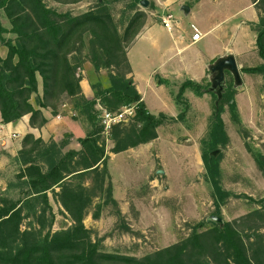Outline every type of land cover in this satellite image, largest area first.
I'll list each match as a JSON object with an SVG mask.
<instances>
[{
    "label": "trees",
    "instance_id": "trees-1",
    "mask_svg": "<svg viewBox=\"0 0 264 264\" xmlns=\"http://www.w3.org/2000/svg\"><path fill=\"white\" fill-rule=\"evenodd\" d=\"M54 1L69 5L84 0ZM125 1L126 10L117 17L112 7L114 0H96L79 14L59 11L44 0H0V43L8 48L7 56H0L3 122L30 114L31 125L40 128L47 123L43 108L57 113L70 99L75 110L92 124L91 132L79 138L78 150L64 152L54 140L47 142L48 169L34 160L0 194V264H264V197L251 198L255 207L233 220H225L222 213L223 207L236 196L224 187L221 157L213 154L230 141L222 118L225 106L236 124L241 121L234 79L229 72L231 79L227 80L219 106L214 104L211 124L201 142L206 145L202 159L216 208L213 215L223 218V223L202 219L189 226L190 233L179 241L144 256L107 250L104 245L107 234L100 236L97 230L85 225L91 209L93 218L98 219L105 207L118 204L95 99L99 98L110 111L128 104L137 106L134 122L113 127L110 136L113 153L153 141L158 137V127L168 118L164 113L152 114L133 80L127 77L131 72L127 49L145 26L148 14L139 8L141 0ZM253 1L259 10V21L253 24V30L258 54L264 60V0ZM3 17L9 26L4 25ZM86 62L93 65L99 77L102 71H109L107 85L100 78L92 83L94 100L86 98L80 83ZM242 71L264 77V62L243 66ZM209 85L210 82L186 80L177 94L178 102L188 110L185 92L191 89L203 95ZM212 94L216 101L217 96ZM33 96L39 108L32 104ZM29 143L33 146L38 141L28 134L24 146ZM256 159L264 175L263 155L258 154ZM88 179L91 182L87 185ZM17 188L20 192L14 198L10 192ZM49 192L61 205L59 212L72 221L71 225L53 229L56 213ZM96 198L101 201L95 204ZM114 212L121 215L120 210ZM26 220L28 224L23 228ZM122 221L120 231L131 233L123 216Z\"/></svg>",
    "mask_w": 264,
    "mask_h": 264
},
{
    "label": "rangeland",
    "instance_id": "rangeland-1",
    "mask_svg": "<svg viewBox=\"0 0 264 264\" xmlns=\"http://www.w3.org/2000/svg\"><path fill=\"white\" fill-rule=\"evenodd\" d=\"M44 1L48 6L59 11L70 10L74 14L82 13L96 3V0H84L78 4L62 5L54 0ZM148 1V6L145 7L139 3V8L144 10L153 21H156L157 15L160 16L164 12L173 13L163 5H159L157 0ZM126 4L125 0H114L112 7L117 17L126 10ZM151 4L153 8L150 7ZM151 10H154V14L150 12ZM193 12L187 16L179 7H176L173 13L174 26L177 27L176 23L180 20L182 28L190 37L193 32L190 25L193 22L196 25L199 22L198 27L202 30L201 32L212 28L209 35L186 50L185 55L193 56V61H196L198 51L206 55L215 51L222 53L223 45L231 46L240 37L239 30H237L238 38L222 33L221 26L227 15L226 10L218 13L211 20L208 12L201 10L197 15L201 16L202 22L194 16L196 13ZM2 20L5 26H9L6 18L3 17ZM154 30L156 34L161 33L163 37H169L166 28L162 30L160 24ZM6 36L12 35L6 34ZM246 38L247 40L245 39L242 44L246 53L237 58L241 66L243 84L234 87L241 121L238 124L233 121L229 107L226 105L222 118L230 141L225 147L218 148L220 152L217 155L221 157L223 185L237 196L232 197L223 207L222 213L225 220H233L255 207L256 204L251 198L264 197V175L256 159L258 154H262L264 158V77L242 71V66L253 67L264 60L258 54L256 38L251 29L247 32ZM137 44V46L146 44L145 49L153 50L150 40ZM131 58L133 61L136 60L134 47ZM160 64L161 60L157 61L155 69L158 73L163 71V66ZM108 73L109 71L104 70L99 77L91 71V85L99 78L104 85H107ZM141 74L145 78L150 77V83L146 79L140 82L147 109L155 115L164 113L168 118L158 127L159 137L152 144H142L134 150L118 154L117 159L110 165L118 204L108 205L102 210L100 218L95 219L92 216L91 221L85 223L87 227L98 230L100 236L113 232L119 229L122 221V216L117 215L114 208L118 206L117 210L121 211L122 207L127 205L128 214L136 217L139 229L136 228L141 231H138L136 240L129 236L116 239L111 237L108 240L107 250L135 253L138 256H144L179 241L190 233L189 226L202 219H208L216 210L202 159L206 145L201 143L207 135L214 114L213 94L198 95L195 91L188 89L184 98L189 106L188 110H185V104L177 100V94L184 83L181 82L185 77L171 75L158 84L161 81L160 74L150 76L149 73L146 74V71H141ZM226 78L230 80L231 76L227 74ZM206 83L208 82L204 81L203 84ZM183 112L185 114L181 117ZM103 138L107 153L113 156L111 139L107 140L104 136ZM125 156L130 159L128 162L122 160ZM159 170H163L164 173L158 174ZM89 181L91 182L90 179ZM14 182L16 181L13 179L12 183ZM123 186L126 188H122ZM19 192L20 189H14L11 196L17 198ZM100 201L101 199L96 198L94 203ZM90 212H93V209ZM27 224L28 220L24 222L23 228ZM65 225L68 223L54 224L53 229L59 230Z\"/></svg>",
    "mask_w": 264,
    "mask_h": 264
},
{
    "label": "crops",
    "instance_id": "crops-1",
    "mask_svg": "<svg viewBox=\"0 0 264 264\" xmlns=\"http://www.w3.org/2000/svg\"><path fill=\"white\" fill-rule=\"evenodd\" d=\"M157 2L159 5H163L173 13L174 8L176 7H179L181 11L187 16L191 14L192 11H194L193 13H196L194 16H197L200 22H202V19L201 16L197 15V13L201 10L208 12L210 20L221 11L226 10L227 15L224 17V23L221 26L222 33H224L226 36H235V38L236 36L238 38L237 30H239L241 34L238 40L233 42V45H223L221 49L222 53H217L215 51L209 55H206L198 51L195 57L196 61H193V56L185 55L186 50L199 43L205 36L209 35V33L212 31V28L203 31L202 38L198 41H194L192 37L193 32L190 37L186 30L182 28L180 20H178V25L175 27L176 29L174 28L172 32L166 29L169 33V37H163L161 33L156 34L154 29L160 24L162 30H165V26L161 21V17L164 14L170 12H164V14L160 16L157 15L156 21H153V19L148 15V20L145 26L127 49V55L131 66V72L127 75V77L133 80L136 89L142 96V100L143 93L140 82L146 79V81L150 83V77L145 78L141 74V71H146V74L149 73L150 76L154 74H160L161 81H159L158 84L162 82V79L166 80L167 77L171 75H175L179 78L185 77L181 83L185 82L186 80H193L199 83H204V81L209 82L210 71L208 66L211 62H213L217 57L226 53H233L236 59L241 55H245L246 51L243 50L242 44H244L245 39L247 40L246 35L249 29H251L253 36L256 38V32L253 30L252 25L259 21V10L257 9L256 3L253 0H157ZM184 5L189 7V13H185L182 9V6ZM234 6L236 8L235 10ZM150 12L154 14V10H151ZM237 17L238 19L236 20ZM198 25H200L199 22L197 23V26ZM148 40H150L151 48L153 49L152 51L145 49L146 44H139V46H137L138 42H147ZM133 47L135 48L136 52L135 61H133L131 58V51ZM7 54L8 48L0 43V56L5 58ZM159 60H161L160 65L163 66V71L161 73H158L155 69L157 61ZM91 71L93 72V65L90 62H86L81 70L80 76L81 87L88 100H94L96 98L91 86ZM209 93L211 92H206L205 95H208ZM31 102L35 108H39L35 96L31 98ZM42 112L47 118V123L40 128L33 127L31 125L30 114L24 115L22 118L16 121L5 123L3 122L0 113V194L6 192L9 184L13 182V179L15 180L16 175L22 169H26L31 166L34 160L39 162L41 166H44L45 170L48 169L45 158L47 142L54 140L59 144L60 148L64 152H67L71 149L78 150L80 148V143L78 141L79 138L87 136L92 130V124L85 118V116L81 115L78 110H75L70 99H67L65 103L60 106V108L57 110V113H54L50 108H43ZM28 134L32 135L34 141L37 140L38 143H35L33 146L31 143H29L27 146H24V139ZM102 135L107 140L110 139V137H106L103 133ZM158 137L149 143L152 144L158 139ZM134 149H136V147L130 148L126 151ZM126 151H122L120 153ZM118 154L119 153H114L113 156L108 154L110 156L108 162L109 172L112 177L113 195L116 200L118 199L115 196L116 185L110 170V165L117 159ZM122 160L128 162L130 159L128 156H125ZM89 183V179L86 180V184L88 185ZM124 186L122 188L125 189L126 187ZM11 194L12 191L10 192V195ZM49 196L54 208V212L56 213L55 224L59 223L64 225V222H67L68 225H71L72 221L68 218V216L59 212L60 208L62 207L60 204L54 201L51 192H49ZM127 207V205L122 207L121 215L126 221L125 225L129 226L132 232L127 233L117 229L108 233L104 242L106 249H108V240L111 237H115L116 239L118 237L125 238L126 236H129V238L131 237L136 240V236L139 235L138 231L141 230H138V220L133 215L130 216L128 214ZM117 209L118 206L117 208H114V210ZM137 211H139L138 208ZM90 219H92V212L87 214L85 223H87V221H91ZM88 227L90 228V226ZM126 254L138 256L135 253Z\"/></svg>",
    "mask_w": 264,
    "mask_h": 264
},
{
    "label": "water",
    "instance_id": "water-1",
    "mask_svg": "<svg viewBox=\"0 0 264 264\" xmlns=\"http://www.w3.org/2000/svg\"><path fill=\"white\" fill-rule=\"evenodd\" d=\"M140 3L143 6H148V0H141ZM182 9L185 13H189V7L187 5L182 6ZM210 71L208 92L214 93L217 96L215 105L218 107L220 101L223 98V94L227 87V72L231 73L234 79V87H239L243 84V77L241 68L237 62V59L233 53H226L217 57L213 62L208 66ZM220 152L219 149L213 151L215 156ZM164 173L163 170H159L158 174ZM117 208V207H116ZM208 220H213L218 223H223V218L219 216L212 215Z\"/></svg>",
    "mask_w": 264,
    "mask_h": 264
},
{
    "label": "built area",
    "instance_id": "built-area-1",
    "mask_svg": "<svg viewBox=\"0 0 264 264\" xmlns=\"http://www.w3.org/2000/svg\"><path fill=\"white\" fill-rule=\"evenodd\" d=\"M161 21L166 29L172 32L175 28L174 26V14L167 13L161 17ZM178 25V23H176ZM191 28L193 30V40L198 41L202 38V32L198 28V26L194 23L191 24ZM96 110L98 111V118L103 127L102 133L106 137L111 136V131L116 125H128L134 122L137 113L136 104H128L122 106L120 109L116 111H110L105 108L101 103L99 98H96Z\"/></svg>",
    "mask_w": 264,
    "mask_h": 264
}]
</instances>
